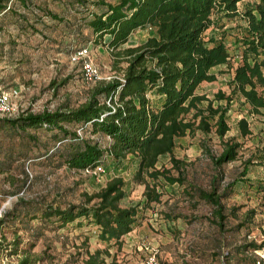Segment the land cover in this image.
Returning a JSON list of instances; mask_svg holds the SVG:
<instances>
[{
    "label": "rangeland",
    "instance_id": "obj_1",
    "mask_svg": "<svg viewBox=\"0 0 264 264\" xmlns=\"http://www.w3.org/2000/svg\"><path fill=\"white\" fill-rule=\"evenodd\" d=\"M257 0H239L243 10ZM87 10L97 7L91 1ZM84 8L74 0H12L10 8L0 15V84L14 89L12 102L16 113L50 110L62 105L76 106L86 99L92 83L83 81L79 66L68 59L69 51L76 46H87L100 80L121 77L125 65L123 56L116 55L102 39H98L85 26ZM245 22L236 15L218 18L216 25L204 31V37H222L232 65L238 59L239 39ZM148 26L133 30L121 47L139 43L150 33ZM215 73L211 81H202L195 92L204 94L211 104L224 107L228 129L222 136L211 128L199 129L175 138L172 153L182 160L185 188L178 183L155 186L160 191L158 200L143 202V184L133 180L134 161L119 164L107 163L98 175L75 170L64 164L46 161L41 155L45 148L56 145L55 139L41 127L27 129L36 142L25 132L12 130L0 122V161L6 159V149L11 148L7 169H0V208H6L18 195L25 198L44 197L60 205L77 202L81 191L92 192L103 186L111 176H122L126 184L121 206L137 205V223L122 235L119 246H108L97 239L91 225L76 226L66 223L57 229L42 228L34 237L35 218L28 228H17L21 237L16 253L0 251V264H16L22 249L29 241L30 253L40 255L34 264H82L84 249L107 248L102 255L105 264H138L144 256L154 253L160 264H264V107L250 111L241 98L233 96L225 102L215 99L217 90L228 93L231 67L218 64L210 68ZM201 103H205L202 100ZM12 117V116H10ZM245 119L247 132L242 134L237 120ZM77 133L89 136L105 146L108 136L92 132L89 127H75ZM225 139L238 142L234 159L213 166L211 155L216 154ZM168 154L160 155L156 167H169ZM3 165H6L5 163ZM28 173L24 180L21 169ZM171 172L176 170L171 167ZM216 179L217 191L226 192L220 198L224 217L221 225L213 221L209 203L199 199L189 185L208 189L211 176ZM161 180V178H160ZM151 182V180L149 179ZM162 181V180H161ZM187 183V184H186ZM187 191L190 194H187ZM179 214L175 218L166 216ZM240 223V224H239ZM5 239L12 237L5 230ZM260 243L253 250L239 248L247 241Z\"/></svg>",
    "mask_w": 264,
    "mask_h": 264
},
{
    "label": "trees",
    "instance_id": "obj_2",
    "mask_svg": "<svg viewBox=\"0 0 264 264\" xmlns=\"http://www.w3.org/2000/svg\"><path fill=\"white\" fill-rule=\"evenodd\" d=\"M21 1V0H20ZM23 1V0H22ZM84 10L91 1L97 9L83 13L85 26L98 39H102L116 55L124 58L121 79L110 77L92 83L85 100L76 106L62 105L50 110L26 111L15 116L0 117V122L12 130L25 132L28 139L20 142H36V136L27 129L43 128L57 144L45 148L41 155L46 161L64 164L81 170L98 163L119 164L134 161L133 180L142 183L144 203L156 201L160 191L155 186L178 183L185 188L184 163L175 157L172 149L175 138L191 134L199 129L213 131L222 136L228 129L224 107L211 104L202 93L195 92L202 81H211L215 73L211 67L227 64L232 74L229 91L217 90L215 99L228 102L233 96L241 98L250 111L264 107V0H257L239 10V0H74ZM12 0H0V15L10 8ZM239 15L245 25L239 39L238 59L232 65L223 39L204 37L209 26L218 18ZM150 27V33L134 45L121 47L129 34L142 27ZM82 45L73 47L69 53ZM68 53V54H69ZM202 100L205 103H201ZM242 134L247 132L245 119L237 120ZM89 127L92 132L108 136L105 146L89 136L77 133L75 127ZM238 142L222 141L216 154L211 155L213 166L235 158ZM12 149H6V159L0 161V169H7ZM19 152L17 155L25 156ZM168 154L169 167H156L160 155ZM18 156H13L17 159ZM6 165H3V164ZM171 167L176 173L171 172ZM24 180L28 173L21 169ZM161 178V180H160ZM211 176L208 189L189 185L199 199L209 203L213 221L221 225L224 217L220 198L226 192L217 191L216 179ZM151 180V182L149 181ZM126 182L122 176L113 175L100 188L92 192L81 191V199L64 205L46 201L44 197L25 198L18 195L9 207L0 208V251L16 253L21 242L17 228H28L35 218L33 236L40 229H57L66 223L76 226L91 225L100 242L119 246L122 235L137 223V205L121 206ZM187 184V183H186ZM187 194H190L187 191ZM175 218L179 214L169 215ZM240 224V223H239ZM5 230L12 237L5 239ZM29 241L22 249L16 264H34L40 255L30 253ZM256 250L260 243L247 241L239 248ZM107 248L84 249L82 264H105L102 253ZM47 264H58L49 261ZM160 264V263H159Z\"/></svg>",
    "mask_w": 264,
    "mask_h": 264
},
{
    "label": "built area",
    "instance_id": "obj_3",
    "mask_svg": "<svg viewBox=\"0 0 264 264\" xmlns=\"http://www.w3.org/2000/svg\"><path fill=\"white\" fill-rule=\"evenodd\" d=\"M68 59L73 63H77L81 78L84 82L93 83L98 80L99 74L97 68L92 62L89 48L86 45L71 51L68 54ZM118 78L121 79V77ZM14 92V89H8L0 84V117L15 116L18 114L16 113L15 105L12 102ZM103 170L104 166L101 163H98L92 167H84L81 169V171L92 175H98L103 172ZM138 264H159V261L154 253H150L144 256V258L140 260Z\"/></svg>",
    "mask_w": 264,
    "mask_h": 264
}]
</instances>
